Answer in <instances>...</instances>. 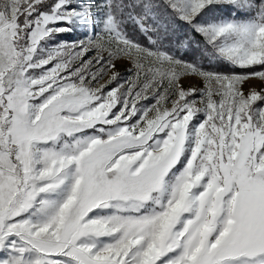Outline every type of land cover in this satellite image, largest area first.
Returning <instances> with one entry per match:
<instances>
[{"label":"snow or ice","instance_id":"snow-or-ice-1","mask_svg":"<svg viewBox=\"0 0 264 264\" xmlns=\"http://www.w3.org/2000/svg\"><path fill=\"white\" fill-rule=\"evenodd\" d=\"M0 264H264V0H0Z\"/></svg>","mask_w":264,"mask_h":264}]
</instances>
